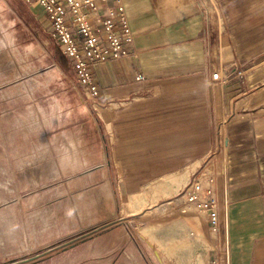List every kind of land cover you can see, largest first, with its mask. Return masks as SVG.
<instances>
[{
	"label": "crops",
	"instance_id": "1",
	"mask_svg": "<svg viewBox=\"0 0 264 264\" xmlns=\"http://www.w3.org/2000/svg\"><path fill=\"white\" fill-rule=\"evenodd\" d=\"M14 1L0 0V13L13 16ZM121 2L133 32L131 53L92 68L98 100L112 130L108 150L114 161L123 164L122 178L129 180L114 193L140 194L147 179L157 181L182 172L189 183L195 168L208 160L211 166L204 175L213 187L206 198H213L216 208L198 209L205 220L204 239L193 241L188 255H201L210 264L217 252L227 251L229 264H264V0ZM96 5L98 11L89 18L100 29L96 21L112 9L113 0H98ZM21 8L18 23L27 41L36 33L39 40L49 35L61 50L43 10ZM3 32L15 35V21L8 19ZM65 60L71 74L63 73L56 61L57 74L40 76L38 83L43 94L54 99L56 111L93 130L94 115L70 59ZM219 68L228 78L223 84L212 79ZM51 83L57 85L54 90ZM223 116L230 119L211 155L210 121L214 119L219 127ZM194 163V169L186 172ZM153 166L163 170L149 175ZM214 212L215 228L210 224ZM123 221L104 225L105 231L92 228L53 249L44 244L37 248L41 253L18 262L116 264L121 253L124 259L128 255Z\"/></svg>",
	"mask_w": 264,
	"mask_h": 264
},
{
	"label": "rangeland",
	"instance_id": "2",
	"mask_svg": "<svg viewBox=\"0 0 264 264\" xmlns=\"http://www.w3.org/2000/svg\"><path fill=\"white\" fill-rule=\"evenodd\" d=\"M12 5L16 8L13 16L0 13V25H4L0 29V264L38 255L41 252L37 248L44 244L53 249L92 228L102 230L104 225L122 219L128 255L124 259L121 253L114 263L206 264L201 255H188L193 241H203L205 227L199 208L188 198L194 194L202 199L208 196L213 183L204 172L211 162L197 166L189 183L187 173L182 172L178 182L168 177L147 179L140 194H115L117 186L129 180L122 178L123 164L114 161L108 150L112 130L108 129L102 104L99 100L94 104L82 90L95 118L93 130L85 122L76 123V119L71 121L55 110L54 99L43 94L38 78L57 74L56 61L66 75L71 69L49 35L39 40L36 33L27 41L18 18L22 16L21 7H29L20 0ZM8 19L15 21V35L3 32ZM38 43H42L41 50ZM221 66L224 68L223 63ZM227 80L224 78V82ZM49 87L54 90L57 85L51 83ZM210 122L212 155L224 127L216 126L214 119ZM150 169L155 170L154 166ZM196 185L199 189L193 191ZM189 186L191 193L186 195ZM105 187L111 191V200L99 194ZM120 238L122 241V234Z\"/></svg>",
	"mask_w": 264,
	"mask_h": 264
},
{
	"label": "built area",
	"instance_id": "3",
	"mask_svg": "<svg viewBox=\"0 0 264 264\" xmlns=\"http://www.w3.org/2000/svg\"><path fill=\"white\" fill-rule=\"evenodd\" d=\"M29 7H40L46 15L52 35L58 41L62 53L70 59L76 81L82 86L86 98L98 104L99 91L92 74V68L110 60L122 59L130 55L133 32L121 0H113L112 9L100 15L95 29L89 15L96 13L98 0H20ZM107 2L108 0H99ZM141 78L138 76L137 79ZM219 84L224 82L221 70L212 74ZM193 191L199 189L196 185ZM210 190V189H209ZM208 190V193H209ZM189 201L197 208H216L213 198H198L191 195ZM218 223L216 212L210 216L214 228ZM213 264H229L228 252H217Z\"/></svg>",
	"mask_w": 264,
	"mask_h": 264
},
{
	"label": "bare ground",
	"instance_id": "4",
	"mask_svg": "<svg viewBox=\"0 0 264 264\" xmlns=\"http://www.w3.org/2000/svg\"><path fill=\"white\" fill-rule=\"evenodd\" d=\"M224 120H225V118H223ZM222 124V123H221ZM224 124H225V121H224V123L222 124V130H223V127H224ZM223 135H224V133H223ZM67 141V140H66ZM66 144V143H65ZM72 150V149H71ZM223 155V154H222ZM76 157V156H75ZM190 171V169L188 170V171H186V172H189ZM179 177H181V175H179V174H174V175H172V176H169L168 178H170L171 179V181L172 182H178V179H179ZM107 182V181H106ZM105 184V183H104ZM106 185H108V184H106ZM102 189V188H101ZM101 189H100V191H101ZM104 189V190H103ZM102 189V191H101V193H99V194H101L102 196H103V198H105V199H112L111 198V195H110V192H109V190H108V188L107 187H105V188H103ZM99 191V192H100ZM113 208V207H112ZM110 213H113V210H110L109 211ZM89 226V225H88ZM158 255V254H157ZM130 257V256H129ZM160 259V258H159ZM127 260V259H126ZM132 260V259H131ZM157 260V259H156ZM130 262V261H129ZM136 263V262H135ZM133 264V263H132Z\"/></svg>",
	"mask_w": 264,
	"mask_h": 264
},
{
	"label": "water",
	"instance_id": "5",
	"mask_svg": "<svg viewBox=\"0 0 264 264\" xmlns=\"http://www.w3.org/2000/svg\"><path fill=\"white\" fill-rule=\"evenodd\" d=\"M11 264H20V262H15V263H11ZM22 264V263H21Z\"/></svg>",
	"mask_w": 264,
	"mask_h": 264
}]
</instances>
